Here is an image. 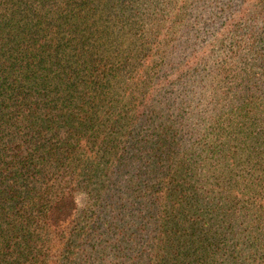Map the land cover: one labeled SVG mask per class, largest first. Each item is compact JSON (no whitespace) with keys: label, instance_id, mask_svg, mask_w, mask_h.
I'll return each instance as SVG.
<instances>
[{"label":"trees","instance_id":"16d2710c","mask_svg":"<svg viewBox=\"0 0 264 264\" xmlns=\"http://www.w3.org/2000/svg\"><path fill=\"white\" fill-rule=\"evenodd\" d=\"M0 264H264V0H0Z\"/></svg>","mask_w":264,"mask_h":264},{"label":"rangeland","instance_id":"374dc122","mask_svg":"<svg viewBox=\"0 0 264 264\" xmlns=\"http://www.w3.org/2000/svg\"><path fill=\"white\" fill-rule=\"evenodd\" d=\"M220 3H222L221 1H220ZM207 12V11H206ZM206 12H204V15H206L207 13Z\"/></svg>","mask_w":264,"mask_h":264}]
</instances>
